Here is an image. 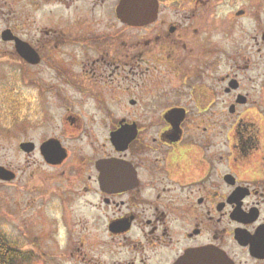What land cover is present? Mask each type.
I'll list each match as a JSON object with an SVG mask.
<instances>
[{
  "label": "flooded vegetation",
  "instance_id": "af4514ba",
  "mask_svg": "<svg viewBox=\"0 0 264 264\" xmlns=\"http://www.w3.org/2000/svg\"><path fill=\"white\" fill-rule=\"evenodd\" d=\"M114 1L118 8L121 0ZM156 1L157 21L141 29L159 22L165 0ZM58 2L68 8L77 2L78 20H94L91 6H83L93 0ZM204 2L192 0L197 10ZM46 4L0 0V56H19L20 41L33 47L42 62L24 32L30 22L43 19ZM167 29L171 42L182 40L180 25L169 24ZM88 37L79 41L92 40ZM99 42L103 50H97L107 55V40L100 37ZM255 77H249L252 83ZM262 77L261 96L253 94L255 88L243 93L237 76L222 78L227 100L218 97L222 89H162L155 83L150 97L126 101L117 86L120 117L108 125L104 150L85 161L93 163L94 174L87 181H96L97 196L90 186L84 187L66 198L69 205L74 203L73 210H62L60 231L74 264H264V72ZM129 133L134 137L126 146ZM25 143L33 142L20 143L22 152L36 151L35 143L33 152L23 151ZM65 152L58 166L68 160Z\"/></svg>",
  "mask_w": 264,
  "mask_h": 264
},
{
  "label": "rangeland",
  "instance_id": "374dc122",
  "mask_svg": "<svg viewBox=\"0 0 264 264\" xmlns=\"http://www.w3.org/2000/svg\"><path fill=\"white\" fill-rule=\"evenodd\" d=\"M204 1L197 10L192 0H165L159 22L141 29L117 21L114 0L83 2L93 9L90 23L78 20L77 2L68 8L47 0L43 19L24 32L41 53L40 66L30 67L16 52L0 56V168L15 174L12 181L0 179V233L39 256L34 264H74L60 231L62 210H73L66 198L84 187L97 196L96 181H87L93 163L85 161L104 150L108 125L120 117L117 86L126 101L150 97L155 83L222 89L218 97L227 100L221 79L237 76L243 93L255 88L261 96L264 0ZM169 24L180 25L181 41H170ZM80 34L92 40L79 41ZM100 37L110 45L107 55L97 50H103ZM6 90L10 104H3ZM24 140L35 143L34 153L21 151ZM48 140H60L68 151L62 165L48 164L40 153Z\"/></svg>",
  "mask_w": 264,
  "mask_h": 264
},
{
  "label": "water",
  "instance_id": "95a60500",
  "mask_svg": "<svg viewBox=\"0 0 264 264\" xmlns=\"http://www.w3.org/2000/svg\"><path fill=\"white\" fill-rule=\"evenodd\" d=\"M158 4L154 0L152 2H146L142 0H122L117 10V15L120 21L131 27H141L151 24L157 20L158 17ZM17 52L22 59L31 65H37L40 62L38 53L26 43L18 42ZM128 129L134 128V126H127ZM132 133L128 134V140L125 145L133 139ZM116 139V138H114ZM117 148L122 147L121 141H117ZM23 151L31 153L34 151L35 146L33 143H25L21 145ZM41 154L48 164H58L66 159V152L56 140H49L42 144L40 147ZM103 162L99 163V169H102ZM1 180H12L14 175L4 168H0Z\"/></svg>",
  "mask_w": 264,
  "mask_h": 264
},
{
  "label": "trees",
  "instance_id": "16d2710c",
  "mask_svg": "<svg viewBox=\"0 0 264 264\" xmlns=\"http://www.w3.org/2000/svg\"><path fill=\"white\" fill-rule=\"evenodd\" d=\"M10 92L6 90L3 104H10ZM12 244L3 234L0 233V264H34L40 258L34 252L22 250Z\"/></svg>",
  "mask_w": 264,
  "mask_h": 264
}]
</instances>
